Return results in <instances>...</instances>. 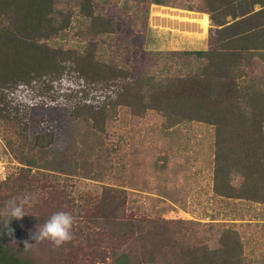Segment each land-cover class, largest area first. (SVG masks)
<instances>
[{
	"label": "rangeland",
	"instance_id": "obj_1",
	"mask_svg": "<svg viewBox=\"0 0 264 264\" xmlns=\"http://www.w3.org/2000/svg\"><path fill=\"white\" fill-rule=\"evenodd\" d=\"M168 1L172 7L150 4L146 18L141 7L134 11V18L133 11L123 9L121 0H91L93 13L110 20L109 29L98 36L100 28L88 22L84 26L78 16V21L72 22L73 28L48 42V46L61 61L75 60L80 54L86 58L91 53L96 59L112 60L131 74L158 75L163 70L166 76L176 68L180 73L190 71L200 62L192 55L188 60L181 54L171 57L165 53L211 46L212 26L206 12L209 1ZM187 12L206 16L203 32L191 35L195 40L170 21ZM157 52L161 53L158 57ZM84 61L80 59L73 66L83 65ZM38 72L45 74V70ZM107 72L103 69L102 76ZM60 75L48 83V92L19 84L14 99L32 104L22 111L25 123L22 119L8 121L6 112L0 109V161L7 175V180L0 182V210L13 198L30 194L34 199L31 206L25 207L28 214L20 219L18 228L15 246L22 257H29L35 264H111L106 257L109 250L103 246V259H85L83 253L88 255L87 246L100 245L101 239L109 238L116 245L119 233L124 231L122 225L104 230L101 221L93 223L100 219L101 212L96 214L92 209L106 206L103 191L114 186L125 188L127 214L183 217L182 225L176 226L180 230L176 239L189 248L199 253L202 248H217V258L225 260L230 250L221 252L222 243H229L223 238V230L227 236L230 231L240 246V254H234L236 261L264 264V165L258 166L259 177L248 181L251 199L217 196L212 191L213 124L141 108V102L133 97V86L123 101L100 93L97 85L88 90V103L103 101V112L98 114L102 124L95 123L96 115L94 119L85 115L71 118L46 93L61 91L55 89L57 85L74 88L80 78L70 68ZM7 77L8 73L0 70V78ZM4 86L9 93L17 85ZM35 90L44 97L37 99ZM144 92L148 95V89ZM33 99L35 102H31ZM261 142L262 148L255 154L264 158V139ZM232 182L239 187L242 176L234 172ZM60 211L74 217L73 239L58 248L48 241L34 242L31 235L36 229ZM84 215L90 221L83 220ZM83 233L91 237L84 249L77 246ZM26 241L32 243L30 248H24Z\"/></svg>",
	"mask_w": 264,
	"mask_h": 264
},
{
	"label": "trees",
	"instance_id": "obj_2",
	"mask_svg": "<svg viewBox=\"0 0 264 264\" xmlns=\"http://www.w3.org/2000/svg\"><path fill=\"white\" fill-rule=\"evenodd\" d=\"M121 1L124 10L133 11L134 18V11L140 7L146 18L150 4L172 7L168 0ZM207 1L206 12L212 26L209 33L213 36L211 46L204 50L166 52L171 57L184 55L188 60L192 55L200 62L190 71L180 73L176 68L165 76L163 70H159L158 75L131 74L111 59L106 62L91 53L86 58L77 55L71 61L56 59L48 42L73 28L72 22L78 21L76 17H81L84 26L88 22L99 27L98 36L109 29L110 20L93 13L91 0H0V70L8 73L6 80L0 78V109L6 112L8 121L22 119L25 123L22 111H27L32 104L14 99L19 84L34 85L48 92V83L59 74L63 76L65 69L70 68L80 78V83L74 88L57 85L55 89L61 91L46 93L48 99L53 96L55 103L62 105L71 118L77 115L85 118V115L87 119H94L96 115L95 123L102 124V116L98 114L103 112V101L88 103L85 98L88 90L97 85L100 93L123 101L126 91L133 86V97L141 102V108L166 111L172 118L179 116L213 124V193L227 199H251L248 181L258 178V166L264 165V158L255 154L262 148L261 139H264L263 0ZM205 18L204 14L187 12L170 21L177 30L192 35L203 32L207 26L202 22ZM160 54L157 52L155 56ZM80 59L85 60L84 64L74 67ZM153 65H156V59ZM103 69L108 72L102 76ZM40 70H45V74H40ZM4 85L17 86L6 93ZM146 89L148 95L144 92ZM34 95L37 99L44 97V93L36 90ZM234 172L242 176L239 187L232 182ZM124 191V187H105L106 206L92 209L96 214L101 212L100 219L93 222L101 221V229L122 225L124 231L119 233L120 240L118 235L116 245L108 238L101 239L100 245L87 246L90 252L88 255L83 253L85 259H103V246L109 250L106 257L110 258L111 264H240L234 259V254L235 257L240 254L234 232L228 231L230 235L227 236L223 230V238L229 243H222L221 252L226 248L228 252L230 250L225 260L224 257L217 258V248H202L199 253L198 249L189 248L176 239L180 233L176 226L182 225L183 217L169 214L145 218L127 214ZM96 214L93 218H97ZM83 217L90 221L88 215ZM8 227L14 230L11 236L1 219L0 264H35L29 257H22L15 246L20 219L11 220ZM89 236L90 233L82 235L77 246L86 248Z\"/></svg>",
	"mask_w": 264,
	"mask_h": 264
},
{
	"label": "clouds",
	"instance_id": "obj_3",
	"mask_svg": "<svg viewBox=\"0 0 264 264\" xmlns=\"http://www.w3.org/2000/svg\"><path fill=\"white\" fill-rule=\"evenodd\" d=\"M7 180V175L4 170V166L0 165V182ZM34 203V199L30 196L21 197L19 199L13 198L9 200L4 208L0 210V218L3 220L4 228L7 229L9 236L13 234V229L8 227L11 220H19L26 214V206H31ZM74 223V217L64 211L56 212L52 214L45 223L36 229L31 235V239L34 242L48 241L55 248L61 247L66 243H69L73 239L72 227ZM32 243L27 241L24 244V248H30Z\"/></svg>",
	"mask_w": 264,
	"mask_h": 264
},
{
	"label": "crops",
	"instance_id": "obj_4",
	"mask_svg": "<svg viewBox=\"0 0 264 264\" xmlns=\"http://www.w3.org/2000/svg\"><path fill=\"white\" fill-rule=\"evenodd\" d=\"M186 35H187V34H186ZM188 36H190V37H191V35H188ZM191 39L195 40V37H191Z\"/></svg>",
	"mask_w": 264,
	"mask_h": 264
},
{
	"label": "built area",
	"instance_id": "obj_5",
	"mask_svg": "<svg viewBox=\"0 0 264 264\" xmlns=\"http://www.w3.org/2000/svg\"><path fill=\"white\" fill-rule=\"evenodd\" d=\"M0 165H2V162L0 161Z\"/></svg>",
	"mask_w": 264,
	"mask_h": 264
}]
</instances>
